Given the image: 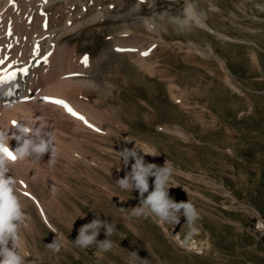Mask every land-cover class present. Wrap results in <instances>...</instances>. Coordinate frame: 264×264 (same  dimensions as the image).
Instances as JSON below:
<instances>
[{
    "label": "rangeland",
    "instance_id": "1",
    "mask_svg": "<svg viewBox=\"0 0 264 264\" xmlns=\"http://www.w3.org/2000/svg\"><path fill=\"white\" fill-rule=\"evenodd\" d=\"M74 1L87 5L84 19L60 16L52 28L58 46H65L59 71L75 55L103 58L94 72L81 75L94 87L58 89L94 128L57 108L56 119L32 111L9 114L14 129H40V137H32L38 142L51 133L57 149L53 157L49 151L9 163L5 173L15 180L14 195L26 217L19 254L27 264H264V227L257 228V222L264 225V0ZM61 3L52 12L63 11ZM189 4L207 13L212 29L173 20L185 18ZM99 9L104 18L86 22ZM46 32L38 30L42 41ZM122 37L149 51L152 73L134 61L136 51L113 47ZM57 81L47 84L48 97ZM14 140L12 150L23 144ZM124 149H134L145 165L169 162L170 198L190 202L199 213L187 240L185 216L161 223L147 206L136 214L141 197L134 181L132 190L117 183L135 162L129 158L125 165ZM159 174L152 170L144 197ZM97 216L114 229L106 236L101 227L97 236L111 248L77 246L79 229ZM54 240L59 251L49 247Z\"/></svg>",
    "mask_w": 264,
    "mask_h": 264
},
{
    "label": "bare ground",
    "instance_id": "2",
    "mask_svg": "<svg viewBox=\"0 0 264 264\" xmlns=\"http://www.w3.org/2000/svg\"><path fill=\"white\" fill-rule=\"evenodd\" d=\"M61 1L63 2L61 5H65L64 10L52 12L55 5H57V2ZM75 3L76 2L74 0H47V2H45V0H26L25 2H18L15 0V6H13L9 3V0H0V59L4 60V63L0 64V77L5 75L10 77L7 82L0 84V92L4 94V98L0 99V132H4L8 135L9 143L10 140H13L11 138L13 134L18 136L20 134L17 132V129H14V126L9 123L8 116L12 117L9 114H18L19 116L32 111L34 114H38L40 112L46 115L54 114V117L56 114V111L54 113L52 112L54 108L61 111L58 113L59 115L68 113L62 106L45 101L44 98L48 97L47 95L50 94L48 93L46 95L45 92L47 91V84L58 80L54 84V87L51 88L54 92L52 97L67 101L72 108L77 109L79 106L73 107L72 98L70 99V96L62 92V90L60 91L58 89L59 85H63L64 87L77 86L83 90H88L89 87L95 86L94 82L90 78H85L86 76L81 78V75H89L91 72H94L103 56H99L96 60L88 59V63L85 65L81 62L84 56L75 55L73 64L67 67L63 74L59 71L63 65L65 46H58L59 36L52 31V28L55 26L54 23L60 16H62L61 18L65 16L68 20L73 19V17L83 18L86 16L88 11L87 5L83 2L78 4L76 3L77 5H75ZM186 12L187 14L185 18L181 19L177 17L176 19H173L176 20L181 27L190 26L191 28L193 23H196L199 26L212 29L208 25V15L206 12L197 13L192 4L188 5ZM105 15V11L99 9L96 14L87 19L86 22L101 20ZM82 24L83 23L79 22L78 26ZM9 27L13 33L11 36L7 35ZM76 27L77 25L70 27V29L74 30ZM39 29L42 31H48L46 32L47 34L44 41H42V39L38 36ZM227 37L228 36H226V38ZM113 43V47L118 51L124 49L136 51L137 54L132 55L134 61H136L145 71L150 73L153 72V65L147 60V55H142V53H149V51L142 45L137 44L133 38H115ZM56 52L57 55H55ZM226 79L232 83V81H230V76H226ZM233 85L235 89H237V86L235 84ZM69 89L71 88H68V91L70 92ZM71 90H73V88ZM68 91L66 92L68 93ZM19 99L20 103L8 108V106H10L14 101ZM74 105L76 104L74 103ZM93 114L96 113L93 112ZM28 116L29 118L31 117L30 115ZM10 120L12 119L10 118ZM97 133H100V131H97ZM33 139L38 143L35 138ZM17 146L19 145L14 147L16 148ZM71 160L72 159H70V161ZM33 177L35 180V176Z\"/></svg>",
    "mask_w": 264,
    "mask_h": 264
},
{
    "label": "clouds",
    "instance_id": "3",
    "mask_svg": "<svg viewBox=\"0 0 264 264\" xmlns=\"http://www.w3.org/2000/svg\"><path fill=\"white\" fill-rule=\"evenodd\" d=\"M17 132L20 135L13 134L11 138L15 139L18 144L23 139V144L17 146L13 151L14 160L10 158V154L7 151L10 147L8 135L0 132V264H27L25 257L17 251L21 240L19 229L24 224L26 217L21 211L17 197L14 195L13 185L15 184V180L5 176V173L8 172L9 163L25 159L26 157L33 156V154H35L34 157H40L42 154L50 151L51 157H53L57 153V149L52 143L54 137L51 133H48L49 139L47 141L39 139L37 143L32 137L39 138L40 129H32L20 124ZM121 157L125 165L129 163V158H133L135 161L131 165L130 174L129 172L126 173L117 183L122 190H132V188L138 190L141 202L139 208L135 210L136 214H142L144 207L147 206L158 217L161 223H178L180 216L183 215L186 217V222L190 225V231L186 236V240L191 237L196 232L194 224L199 218V213L190 202H175L170 198L168 183L173 169L169 162L165 161L162 167L151 163L145 165L143 156L139 155L134 149H124L121 151ZM153 169H157L160 174L155 175L154 189L149 192L147 197H144V193L149 191L148 179L152 175ZM130 180L134 181L132 188H130ZM181 209L184 210L183 213H181ZM101 227L105 228L106 236L112 234L114 231L111 225L107 224L106 221H101L99 216H97L96 219L81 226L75 240L77 246L87 248L93 243H99L103 245L105 250L110 249L112 246L110 241L106 239L103 242L97 241ZM261 227H264V225L257 222V228ZM90 229L92 231L89 234ZM49 247L54 251H59L61 245L54 240L49 244Z\"/></svg>",
    "mask_w": 264,
    "mask_h": 264
},
{
    "label": "snow or ice",
    "instance_id": "4",
    "mask_svg": "<svg viewBox=\"0 0 264 264\" xmlns=\"http://www.w3.org/2000/svg\"><path fill=\"white\" fill-rule=\"evenodd\" d=\"M45 2H47V0H45ZM9 3L12 4L13 6H15V0H9ZM13 33H12V30L11 28L9 27V30L7 32V35L11 36ZM10 47V45H9ZM149 53L148 52H144L142 53V55H148ZM46 59V58H45ZM83 64L87 65L88 63V58L87 57H84L81 61ZM4 63V60L3 59H0V64H3ZM10 77H7L6 75L3 76V77H0V84H3L5 82H7V80H9ZM47 102H51V103H55L59 106H62L70 115H72L74 118H78L80 119L83 123L86 124V126L88 127H91V128H94V125H91L85 117H83L81 114L77 113L68 103L67 101H64V100H61V99H58V98H53V97H46L44 98ZM17 124V122H13V126H15ZM98 131V129H97ZM7 151L9 152L10 154V158L11 159H15L14 155H12L13 153V150L9 147L7 149ZM23 183V182H21Z\"/></svg>",
    "mask_w": 264,
    "mask_h": 264
}]
</instances>
